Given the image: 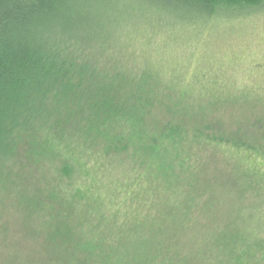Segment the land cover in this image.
<instances>
[{
	"label": "trees",
	"instance_id": "obj_1",
	"mask_svg": "<svg viewBox=\"0 0 264 264\" xmlns=\"http://www.w3.org/2000/svg\"><path fill=\"white\" fill-rule=\"evenodd\" d=\"M263 5L264 0H0V187L29 163L39 162L41 172L46 165L47 193L31 198L50 208L49 235L61 241L57 246L81 231L84 241L73 252L87 264H124L131 257L150 264L202 257L203 264H213L208 258L215 251L222 259L214 264H239L244 257L264 263L263 227L262 235L250 224L215 244L213 232L204 241L208 234L201 236V229L209 226L200 225L212 226L214 204H226L233 191L235 205H246V196L258 206L256 214L237 213V206L233 213L249 223L263 219L264 168L249 160L264 161V129L252 120L264 122L251 118L264 117L253 111L264 99L251 100L259 101L234 117L224 116L214 101H187L167 78L166 65L143 48L154 34L177 24ZM28 141L36 159L22 165L19 147Z\"/></svg>",
	"mask_w": 264,
	"mask_h": 264
},
{
	"label": "rangeland",
	"instance_id": "obj_2",
	"mask_svg": "<svg viewBox=\"0 0 264 264\" xmlns=\"http://www.w3.org/2000/svg\"><path fill=\"white\" fill-rule=\"evenodd\" d=\"M175 26L174 30L154 34L153 43L143 48L147 50L151 60L156 62L161 60L166 65L169 71L166 74L167 78L177 82L178 85H175L184 91L183 97L187 101L188 99L214 101L222 109L224 116L232 115L229 117L248 114L246 107L259 101L250 103L253 99L260 98L263 101L264 5L233 14H219L202 23ZM176 93L173 92L172 96L179 94ZM238 98L243 102L218 103ZM187 101L182 103L186 104ZM201 104L207 109L210 108L206 102ZM261 105L253 107L256 115H262L264 112V106ZM252 117L261 118L264 122V117ZM252 122L264 129L261 121ZM29 145L31 143L28 141L19 147L25 159V162L21 160L22 165L30 159H36L30 157L26 149ZM256 159L257 157H251L249 161L261 164L260 170L263 169L264 161ZM19 165H14L13 168ZM42 168L43 172L39 171V162L29 163V166L19 169L20 176L17 179H12L11 175L3 181V187H0V264H87L83 255V257L75 255L73 252L76 244L84 241L81 231H75L64 245L57 246L61 241L57 238L52 241L49 235L54 229L48 220L50 208L34 202L31 198L34 196L37 201L47 193L48 178L44 177L48 168L46 165ZM33 171L34 174L31 176ZM261 176H263L261 188L264 191V171ZM210 178L213 181V173ZM263 191L260 189L259 197L264 200ZM234 194V191L230 192L226 204L221 200L214 204L210 212V216H213L212 226L206 221L200 222L201 228L209 226L207 230L201 229V236L208 234L205 242L209 240L212 232L213 243L216 244L218 240L229 238L235 230L247 231L250 224H254L253 227H260L258 230L262 235L264 216L260 222L256 220L249 223L244 220L245 215L233 213L234 207L237 206V213L244 210L246 213L256 214L257 204L254 205L249 197L245 196L246 205L244 200L241 201L243 204L237 200L235 205ZM20 201L24 202L20 204ZM25 202L28 210L32 209L29 213ZM203 217L204 220L209 219L207 214H203ZM213 256L208 258L213 264L222 259L216 251ZM204 261L206 259L202 257L187 258L185 264H203ZM90 264H100V261L94 260ZM124 264H150V261L145 257H131L130 260H125ZM239 264L264 263L244 257Z\"/></svg>",
	"mask_w": 264,
	"mask_h": 264
}]
</instances>
